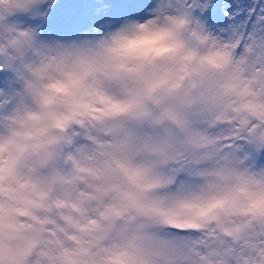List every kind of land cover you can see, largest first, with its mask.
Segmentation results:
<instances>
[{"label":"clouds","instance_id":"9594fccd","mask_svg":"<svg viewBox=\"0 0 264 264\" xmlns=\"http://www.w3.org/2000/svg\"><path fill=\"white\" fill-rule=\"evenodd\" d=\"M55 2L0 0V264H264V165L215 143L264 105L241 53L185 0L73 38Z\"/></svg>","mask_w":264,"mask_h":264},{"label":"rangeland","instance_id":"374dc122","mask_svg":"<svg viewBox=\"0 0 264 264\" xmlns=\"http://www.w3.org/2000/svg\"><path fill=\"white\" fill-rule=\"evenodd\" d=\"M152 0H56L43 22L45 36L73 38L88 30L103 31L115 27L126 17L143 18L145 9ZM215 8L206 18L207 25L214 33L225 37L234 31L251 28L248 8L257 7V0H213ZM259 9L257 8V11ZM227 14V15H226ZM229 17H232L230 19ZM30 23H40L31 21ZM5 74L0 72V87ZM249 161L255 166L264 165V149L248 150Z\"/></svg>","mask_w":264,"mask_h":264},{"label":"snow or ice","instance_id":"6c2138e0","mask_svg":"<svg viewBox=\"0 0 264 264\" xmlns=\"http://www.w3.org/2000/svg\"><path fill=\"white\" fill-rule=\"evenodd\" d=\"M184 7L192 15L206 20L208 14L215 8V4L213 0H185ZM248 13L251 28L245 26L242 32L234 31L227 37L217 34L230 40L235 51L241 53L243 73L249 78L251 85V91L246 90L245 94L264 95V0H257V7H249ZM236 111L238 115L224 122L232 125V134L215 141L218 149L220 151L234 149L239 154H246L248 150L264 149V105L251 111L250 115L247 106ZM247 161H249L248 156ZM255 243L264 248V237L257 238Z\"/></svg>","mask_w":264,"mask_h":264}]
</instances>
